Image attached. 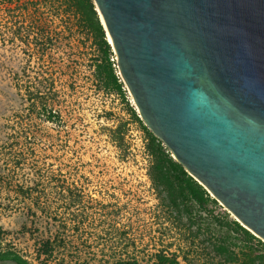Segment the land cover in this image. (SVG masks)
<instances>
[{
    "label": "rangeland",
    "instance_id": "rangeland-1",
    "mask_svg": "<svg viewBox=\"0 0 264 264\" xmlns=\"http://www.w3.org/2000/svg\"><path fill=\"white\" fill-rule=\"evenodd\" d=\"M43 1L0 0V250L33 264H158L160 251L187 253L188 233L149 178L147 134L126 85V100L100 87L88 35L63 28ZM43 75L66 80L62 126L27 92ZM196 245L190 264H218Z\"/></svg>",
    "mask_w": 264,
    "mask_h": 264
},
{
    "label": "water",
    "instance_id": "water-1",
    "mask_svg": "<svg viewBox=\"0 0 264 264\" xmlns=\"http://www.w3.org/2000/svg\"><path fill=\"white\" fill-rule=\"evenodd\" d=\"M94 3L141 120L264 242V0Z\"/></svg>",
    "mask_w": 264,
    "mask_h": 264
},
{
    "label": "trees",
    "instance_id": "trees-1",
    "mask_svg": "<svg viewBox=\"0 0 264 264\" xmlns=\"http://www.w3.org/2000/svg\"><path fill=\"white\" fill-rule=\"evenodd\" d=\"M19 0H9L15 2ZM51 14H56L63 28L70 25L81 28L97 51L94 77L104 90L126 97L125 84L119 75L115 54L108 42L106 30L97 11L94 0H44ZM70 18L73 23L66 22ZM114 59V61L112 60ZM27 89L31 100H41V116L47 122L62 126L64 124L60 109L65 103L66 80L59 77L41 76L29 83ZM133 118L147 134L149 155L152 162L149 178L170 220L188 233L189 248L187 253H166L155 255L158 264H190V254L198 253L196 242L203 243V250H208L213 262L218 264H264V242L244 228L239 222L231 220L227 212L222 211L219 202L186 172L185 168L172 157L163 142L154 136L141 120L134 106L126 101ZM207 236L206 239L202 237ZM210 247H207L206 244ZM193 246V247H192ZM45 254L54 252V244L47 241ZM240 247V253L235 249ZM196 248V249H195ZM33 264L14 249L0 250V264ZM109 264V263H108ZM116 264H134L118 261Z\"/></svg>",
    "mask_w": 264,
    "mask_h": 264
},
{
    "label": "bare ground",
    "instance_id": "bare-ground-1",
    "mask_svg": "<svg viewBox=\"0 0 264 264\" xmlns=\"http://www.w3.org/2000/svg\"><path fill=\"white\" fill-rule=\"evenodd\" d=\"M101 18H102V16H101ZM103 20V19H102ZM104 22V21H103ZM109 38V41L112 43V39H111V37L109 36L108 37Z\"/></svg>",
    "mask_w": 264,
    "mask_h": 264
}]
</instances>
